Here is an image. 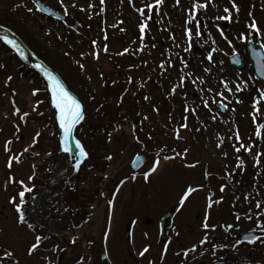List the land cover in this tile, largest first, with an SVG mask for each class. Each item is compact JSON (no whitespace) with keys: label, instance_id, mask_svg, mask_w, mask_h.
I'll return each instance as SVG.
<instances>
[{"label":"rangeland","instance_id":"rangeland-1","mask_svg":"<svg viewBox=\"0 0 264 264\" xmlns=\"http://www.w3.org/2000/svg\"><path fill=\"white\" fill-rule=\"evenodd\" d=\"M39 1L65 15L67 21L60 23L37 14L31 0H0V11L16 8V17L26 20L27 30L40 45L48 46L52 53L68 54L78 67L93 101L86 119L83 116L76 125L74 137L82 142L90 158L77 169L70 166V155L56 151V138L61 132L54 127V113L46 111L40 80L20 66L18 59L23 61V56L0 44L2 264H100L101 252L111 264H243L252 257L249 263L264 264V239L253 246L236 241L239 231L264 230V207L255 206L257 201L264 205V129L259 127L264 124V98L260 95L264 86L253 78L245 48L248 41H253L264 50V33L254 41L247 31L249 39L240 45L238 35L234 32L230 37L228 31L230 45L216 36L211 43L206 42L193 31L190 45L183 30L175 25V18L183 27L190 10L185 3L193 6L194 0H180V6L176 0H166L159 11L145 7L154 0H104L103 4L100 0ZM223 3L231 9V0ZM236 3L247 30L256 10L264 19V0ZM141 7L145 8V17L151 16L143 40L139 25L145 17L137 11ZM200 15L206 18L214 14L208 11L196 18ZM72 23L79 24L77 31L70 29ZM232 51L243 59L244 70L230 68L227 56ZM209 53L212 62L207 58ZM118 75L130 77L122 104L110 94L103 97L105 79ZM181 77L184 84L176 87ZM195 77L204 83L193 84ZM221 81L229 82L231 93ZM237 84L242 89L239 92ZM208 88L213 91L207 92ZM220 91L228 97L224 101L226 116L213 102V98L221 99L216 95ZM204 100L209 107L204 106ZM119 106L123 110L118 113ZM24 113L27 115L21 119ZM185 123L187 128L181 126ZM258 130L260 136L256 135ZM8 141L10 151L5 148ZM240 143L251 151L237 152ZM137 155L145 156L146 161L140 170L132 172L130 163ZM10 156H20L21 161H13L9 168ZM158 158L157 170L145 179ZM78 174L81 176L75 183ZM25 185L36 195L29 196L22 206L26 217L22 224L16 204ZM195 185L199 189L181 205L180 197ZM71 192L75 193L73 198L69 197ZM210 200L219 202L208 208ZM109 201H114L113 205ZM168 211L175 215L162 243L158 223ZM144 217L152 223H142ZM206 220L210 225L207 230L203 228ZM128 221L133 228L126 242ZM37 235L42 237L40 246L30 255L28 250ZM205 236L208 242L201 244ZM145 248L148 252L141 256ZM5 251L13 255L5 258Z\"/></svg>","mask_w":264,"mask_h":264},{"label":"snow or ice","instance_id":"snow-or-ice-1","mask_svg":"<svg viewBox=\"0 0 264 264\" xmlns=\"http://www.w3.org/2000/svg\"><path fill=\"white\" fill-rule=\"evenodd\" d=\"M35 2V0H34ZM61 2L63 3V0H61ZM210 2V0H207V2L205 3H201L200 0H194V3H193V6H192V9L189 10V16H188V19L186 20V24H191L194 20H196V13L198 11H200L201 9H206L208 7V3ZM100 3L103 4L104 3V0H100ZM176 3L179 4L180 3V0H176ZM231 3H232V9L235 10V12L238 14L240 9H239V6L238 4L236 3V0H231ZM164 4V0H154V3H149V4H146L145 7L148 8L149 11H151L153 8H156L157 11H159V6L163 5ZM73 7H75V5H73ZM31 11V9H30ZM137 11L140 13V15L142 17H145V8L144 7H141L139 9H137ZM224 12L227 13V15H222V16H217L216 19L217 20H225V21H231L232 20V11L229 9V8H225L224 9ZM65 13H67V7H65ZM251 15V14H250ZM151 19V16H147L145 17V22L144 23H141L139 25V28H140V33H141V40H143V36H144V33H145V29L147 27V20ZM248 29H249V32L250 33H256V34H261V33H264V29H262L259 25H258V22L253 18L251 20V22L247 25ZM196 33L195 35L196 36H200L201 35V32H200V24H199V21L196 20ZM220 34L221 36H223V38L231 45L232 44V41L228 39V37L224 34L223 30L221 29L220 30ZM210 35V34H209ZM186 36L189 40V43H191V40H192V36H193V31L191 28H186ZM239 39H242V40H248L249 37L244 35L243 33L238 37ZM105 39H107V36H105ZM173 39H175V37H173ZM3 40L6 44L10 45L13 49H15L16 51H18L20 53L21 56H24V51L23 49H21L20 45L12 40V39H9L8 36H4L3 37ZM95 43V41L93 42ZM213 43H215V41L213 40ZM143 49H141L142 51ZM189 49L186 48L185 51H188ZM104 51L107 52L108 51V47L107 45L104 46ZM125 52L128 51L127 49L124 50ZM216 49H212V52H215ZM123 54V53H121ZM95 56L96 58L98 59L99 58V52L95 53ZM25 59L27 58L26 56L24 57ZM208 60L209 62H212L213 61V56H212V53H209L208 55ZM222 63V62H221ZM187 66V65H185ZM38 67H40L38 65ZM81 68L84 67L83 64L80 65ZM160 67L163 69L164 68V63H161L160 64ZM42 71H44V69H41ZM205 71L206 72H210L211 69L210 68H205ZM45 75L48 77V80H49V86L51 88V92H52V104L53 106L55 107V109L57 110V119H58V123H59V128L60 130L62 131V134H63V140H62V143L64 144V148L63 150L65 152H67L69 149H68V145L69 143L72 141V137H73V134H74V130L76 128V125L83 119V115H84V111H83V106L82 104L75 99V97H72L70 92H68V90L64 87L63 83L59 80L58 77L54 76L50 71H45ZM191 75V74H189ZM12 78L11 77H8V80L10 81ZM197 81L200 82V84H203L204 81L200 78V77H195L194 79H192V83L193 84H196ZM184 84V78L181 77V82L180 84H178L176 87H181L183 86ZM221 84L223 86V88L228 91L229 93L232 92V88L229 87V82L227 81H221ZM176 87H174L172 89V93L175 94V91H176ZM201 91H205V89L201 88L200 89ZM241 86L239 84L236 85V91L239 92L241 91ZM36 91L35 90L33 92V95L36 94ZM207 92L211 93L213 91L212 88H208L206 90ZM217 96L221 97V99L219 101H216L215 98H213V102L214 103H217V105L219 107H223V108H227V104L224 103V101H226L228 99V97H226L224 95V92L223 91H220V92H217L216 93ZM261 98H264V91L261 92ZM145 99H148V97H145ZM204 103V106L205 107H209V103L207 100H204L203 101ZM237 103H240L239 100H237ZM259 103V100H257L254 104V108L256 107V104ZM13 105L15 106V101H13ZM186 111H189L187 108L185 109ZM211 110V109H210ZM15 111L17 113L20 112V109L19 108H15ZM191 111L193 113H195V109H191ZM259 109L257 108L256 109V112H258ZM256 112L253 113V118L255 120L256 118ZM27 113H24L22 116H21V119L24 118V116H26ZM147 118V117H145ZM185 119H187L185 117ZM213 119H215V116H213ZM182 127L184 128H187L188 125L187 123L181 125ZM260 128L264 129V124H261L259 126ZM40 135V133H37L36 136L38 137ZM257 136H260L261 133L260 131L258 130L257 133H256ZM179 133H178V130H177V139H179ZM236 139L239 141L240 140V136H239V133L237 132L236 134ZM11 141H8L5 145V148L6 150L10 151V149L8 148V144H10ZM75 147L76 149L79 151L80 153V156L81 157H84V158H87L88 157V152L85 150L84 146L81 144V142L79 140H76L75 141ZM241 149H245L247 151H251V148L244 145L243 143H240L239 147H236V151L237 152H240ZM25 152L28 151V149H25L24 150ZM187 150H185L186 152ZM22 155V154H21ZM181 153H176V156H180ZM225 155H227L225 153ZM175 157H171V156H165L164 159H174ZM109 160L112 159L111 156L108 157ZM13 161H15L16 163H19L21 161V158L20 156H10L9 158V161H8V167L11 168L12 167V164H13ZM257 162H259V159L257 158ZM243 161H240V164H242ZM240 164L237 165V167H240ZM160 165V160L159 158L156 160L155 162V165L151 168L150 172L149 173H146L145 174V179L148 178V175H150L151 173H154L156 170H157V167ZM196 165L195 164H190L189 167H195ZM75 167L77 169H79L80 167V163L77 162ZM32 177H30L31 179ZM22 185H23V181L20 182ZM224 189L221 188V191H223ZM32 191L31 188H29L28 186H24L23 190L21 192H19V201L20 203L19 204H16V210L19 214V217H18V220L20 223H24L25 222V214H24V211L22 210V206L25 202V194L27 192H30ZM196 191V188L195 187H192L190 186L187 191L184 193L180 203L181 205L184 204V202L189 198V195L193 192ZM247 199V197H246ZM12 202L15 204L16 203V198L13 197L12 199ZM219 201H211L208 203L207 207L208 208H211L213 206V203H218ZM109 205H113L114 201H109L108 202ZM256 208L257 209H260L262 207H264V205L261 204L260 201H257L256 202ZM240 217L237 216V219H239ZM248 219H252L251 216H248ZM29 227H33V225L29 224L28 225ZM203 228L205 230L209 229L210 228V225L209 223L207 222V220L205 221V223L203 224ZM105 239H107V235L105 237ZM41 240H42V237L37 235L36 237V242L33 243L31 245V247L29 248V254L31 255L32 253H34L35 251H37V249L39 248L40 246V243H41ZM208 242V237L205 236L202 240H201V244H205ZM252 242H255V238L252 239ZM195 247L192 248V251H195ZM148 252V248H145L142 252H140V255L141 256H144L145 253ZM13 255L12 252L10 251H5L4 253V257L7 258V257H11ZM185 255H187V253H185ZM0 264H2V260H0ZM18 264V262H17Z\"/></svg>","mask_w":264,"mask_h":264},{"label":"trees","instance_id":"trees-1","mask_svg":"<svg viewBox=\"0 0 264 264\" xmlns=\"http://www.w3.org/2000/svg\"><path fill=\"white\" fill-rule=\"evenodd\" d=\"M16 14V11L11 7H7L4 11H0V26L17 35L37 59L41 60L52 71L57 73L63 83L68 86L70 90H75L74 92L71 91L83 103L84 107L86 106L87 111H85V114L87 116L92 108L91 104L93 96L88 93L85 81L82 79L78 67L75 66L68 55L52 53L49 51L48 46L40 45L27 30L26 20L24 18L16 17ZM128 83L129 79L126 76L122 77L118 75L113 79H110L109 77L106 78L104 82L103 97L109 98L108 95L110 94L112 96L111 99H115L122 104L126 97V85L128 86ZM117 110L119 113L123 108L120 107ZM74 194L75 193H70V197L73 198Z\"/></svg>","mask_w":264,"mask_h":264},{"label":"flooded vegetation","instance_id":"flooded-vegetation-1","mask_svg":"<svg viewBox=\"0 0 264 264\" xmlns=\"http://www.w3.org/2000/svg\"><path fill=\"white\" fill-rule=\"evenodd\" d=\"M164 1H166V0H164ZM247 1L251 2V0H247ZM205 2H207V0H205ZM205 2H201V3H205ZM223 2H224V0H210V2L208 3V7L206 9H201L200 11H198L196 13V15H198V14H202L204 12L213 11L214 15H212V16H206V18H205L204 16L200 15V17L196 18V20H198L199 24H200V29H199L201 32L200 36L203 39L206 38L207 39L206 42L211 43L212 39H214L215 36L219 39L223 38V36H221V34H220L221 29L223 30L225 35L228 31H230L231 32L229 35L230 37H232L234 35V32H235V35H238V37H239L242 33L245 35L246 32L249 31V29L248 30L246 29V24H245V21L243 20L244 16H241L240 6H239L240 11L238 14L231 7V9H230L232 11V20L231 21L217 20L216 19L217 16L227 15V13L224 12V9L227 7V4L226 3L224 4ZM228 3L230 4L229 1H228ZM185 5L189 6L188 9H192V3L189 4L187 2V3H185ZM177 6H180V3ZM254 19L258 22V24H260L264 27V24H263L264 19L263 18L261 19V16H259L257 10H256V13L254 15ZM186 20L183 22V27H184L183 28L182 27V21H179L177 19V17L175 18V25L177 26L178 30L179 29L183 30V32L185 33L184 37H187L186 36V28H191L192 31H195V32L197 31L196 20H194L191 24H186L185 23ZM249 20L251 22L252 19L249 18ZM250 35L254 40H257L259 38V34L250 33ZM248 42L245 45L246 50H247ZM161 43H163V42L161 41ZM186 43H189V41L186 40ZM244 43H245V40L240 39V45H243ZM189 44L191 45V43H189ZM233 45H236V44L234 43ZM194 46H195V44H194ZM190 48L193 49L195 47L191 46ZM233 53L238 54L236 51H232L231 54H233ZM252 259H254V258L252 257ZM252 259H250V261H253ZM248 264H253V263H248ZM254 264H257V263H254Z\"/></svg>","mask_w":264,"mask_h":264},{"label":"water","instance_id":"water-1","mask_svg":"<svg viewBox=\"0 0 264 264\" xmlns=\"http://www.w3.org/2000/svg\"><path fill=\"white\" fill-rule=\"evenodd\" d=\"M33 3L36 5L37 9L40 11V13L45 14L53 19L56 20H60V21H64L65 18L58 14L57 12L41 5L37 0H33ZM78 25H73V29H77ZM4 32V31H3ZM12 40H17L16 37L12 36ZM21 49H23L24 53L26 54V56H30L33 58V55L28 51V49L21 43H19ZM249 55L250 58L252 60L253 66H254V76L255 78L261 80L264 82V54L261 50L259 49H253V47L251 46V44L249 45ZM231 61L235 63V66L239 69L243 68V64L241 63L240 60L237 59V56H233L231 58ZM36 70L40 71V69L35 68ZM223 111V110H222ZM224 112V111H223ZM144 163V158L143 157H137L134 159L132 165H131V169L133 171L138 170ZM172 213H167L163 216L161 222H160V229H161V236L162 239H164V237L166 236V232L168 229V225L169 222L171 221L172 218ZM151 221L149 219H145L144 223H150ZM131 229V224H128L126 226V231H125V238L128 239V235ZM264 236V232H248V233H240L238 235V240L240 242H247V243H253L252 239L255 238H261ZM101 262L102 264H109V262L107 261V258L105 257V255H101Z\"/></svg>","mask_w":264,"mask_h":264},{"label":"bare ground","instance_id":"bare-ground-1","mask_svg":"<svg viewBox=\"0 0 264 264\" xmlns=\"http://www.w3.org/2000/svg\"><path fill=\"white\" fill-rule=\"evenodd\" d=\"M68 149H69V153H71L72 155H73L74 151H76V148H75L74 144H72V143H69Z\"/></svg>","mask_w":264,"mask_h":264}]
</instances>
